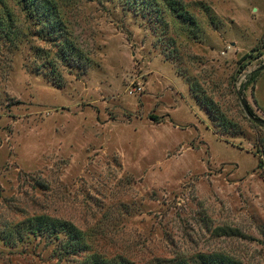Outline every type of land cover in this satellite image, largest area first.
Wrapping results in <instances>:
<instances>
[{"label": "rangeland", "instance_id": "374dc122", "mask_svg": "<svg viewBox=\"0 0 264 264\" xmlns=\"http://www.w3.org/2000/svg\"><path fill=\"white\" fill-rule=\"evenodd\" d=\"M55 1L74 63L0 0L22 30L0 41V264H76L4 242L41 215L87 233L88 257L264 264V126L240 102L264 120V0L162 6L166 37L128 0Z\"/></svg>", "mask_w": 264, "mask_h": 264}, {"label": "trees", "instance_id": "16d2710c", "mask_svg": "<svg viewBox=\"0 0 264 264\" xmlns=\"http://www.w3.org/2000/svg\"><path fill=\"white\" fill-rule=\"evenodd\" d=\"M17 4L25 12V17L33 20L34 25L40 26L36 36L41 40H48L52 44V48L58 52V57L62 62L67 60L81 59L75 45L69 41L72 33L68 32L64 14L61 13L58 2L55 0H15ZM104 1V0H102ZM135 7L133 10L139 11L140 6L145 10L148 21L156 25L155 32L166 37L167 25L165 23L162 6L175 11L179 8L178 0H128ZM3 3V2H2ZM161 4V5H160ZM0 9V41L3 43L15 44L21 38L22 30L16 26L15 13L9 8L1 6ZM131 6H129V9ZM39 23V24H38ZM248 57V56H246ZM74 63V61H73ZM68 65V64H67ZM70 67L75 68L72 64ZM79 68V67H78ZM258 73L251 77L254 81ZM249 111L254 116L253 111L249 107ZM255 117V116H254ZM264 157V152L262 154ZM8 233L1 236L5 243L10 246L24 240L26 237L48 239L51 244H56L52 254L60 261L78 260L76 264H125L118 262L122 259L111 258L108 260L107 255L100 257L95 254L88 257V234L80 230L77 226L70 222L52 220L50 217L32 216L25 218L18 225L11 226ZM9 229V228H8ZM115 261V262H114ZM166 264H238L233 258L223 254L197 253L194 255L192 262L186 260V256L177 254L171 259L162 260Z\"/></svg>", "mask_w": 264, "mask_h": 264}, {"label": "water", "instance_id": "95a60500", "mask_svg": "<svg viewBox=\"0 0 264 264\" xmlns=\"http://www.w3.org/2000/svg\"><path fill=\"white\" fill-rule=\"evenodd\" d=\"M240 102H241V105H242V108H243L245 114H246L250 119H252L255 123L264 126V120H262V119H258V118H256V117H254V116L251 115V113H250V111H249V106H248V104H247L246 99H245V98H241V99H240Z\"/></svg>", "mask_w": 264, "mask_h": 264}]
</instances>
